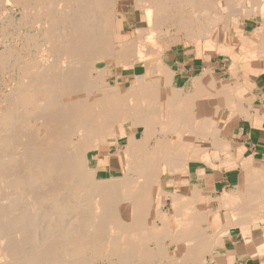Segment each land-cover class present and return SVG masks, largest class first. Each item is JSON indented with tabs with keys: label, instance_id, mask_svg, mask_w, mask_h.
I'll return each mask as SVG.
<instances>
[{
	"label": "bare ground",
	"instance_id": "1",
	"mask_svg": "<svg viewBox=\"0 0 264 264\" xmlns=\"http://www.w3.org/2000/svg\"><path fill=\"white\" fill-rule=\"evenodd\" d=\"M125 1L0 0L17 13L8 20L20 48L0 50V73L12 78L0 95V264H220L233 228L264 223L260 166L217 210L197 207L214 189L198 170L250 117L243 98L264 72V0H130L140 25L127 40ZM256 14L261 27L245 31ZM188 45L223 54L236 83L223 88L204 66L186 92L164 57ZM103 145L117 149L120 176L89 168ZM180 176L192 194L176 192ZM158 197L171 198V218ZM160 217L175 231L155 237Z\"/></svg>",
	"mask_w": 264,
	"mask_h": 264
},
{
	"label": "crops",
	"instance_id": "2",
	"mask_svg": "<svg viewBox=\"0 0 264 264\" xmlns=\"http://www.w3.org/2000/svg\"><path fill=\"white\" fill-rule=\"evenodd\" d=\"M201 70L193 71L190 77H198ZM182 72L189 71L184 67ZM194 78L185 79L190 82V89ZM216 78L220 83L224 82L222 78ZM242 87L240 86V88ZM244 96V112L250 117L247 119L245 115L241 116L239 125L236 124L232 127V136L226 138L229 141L230 150L222 151L219 158L215 160L211 155L212 164H208L211 158L207 155V163L202 164L201 169L198 170V182H206L207 185L210 184L214 187L208 196L197 200L200 212L217 210L223 204V195L229 194L241 186L244 172L254 176L256 167H264V72L255 76L253 82L247 85ZM253 124L255 125L252 126ZM188 182L187 177H178L175 180L176 192L182 195L192 194L188 192V189L192 187ZM161 213L165 214V217L170 215V213L163 212L162 209ZM165 217L155 219V221H162L161 225H158L157 222L154 223L157 232H172L171 228L173 229L174 225L169 223L170 221ZM211 231L213 232V230ZM154 232L156 231L154 230ZM223 242L225 243L226 256L221 259L224 262L219 261L220 264H264V223H245L237 226L231 230L230 235L225 236Z\"/></svg>",
	"mask_w": 264,
	"mask_h": 264
},
{
	"label": "rangeland",
	"instance_id": "3",
	"mask_svg": "<svg viewBox=\"0 0 264 264\" xmlns=\"http://www.w3.org/2000/svg\"><path fill=\"white\" fill-rule=\"evenodd\" d=\"M8 5L9 4H4V5L1 4L0 5L1 6L0 7L1 11L0 12L2 13V16L5 14L4 18L6 17L5 19H7V20H4L2 22L0 21V50H2L4 48L3 43L4 44H13L14 43L13 45H16L17 49H20V48H18L19 46L17 44H15V42L17 40L15 41V39L13 38V36H17L16 33L18 34L19 30L16 29V26H13V25L11 26L10 25L11 21L8 20L9 17H15L16 18L18 16H16L17 13H16L15 10L12 11L13 7L11 5H9V6ZM119 8H120V11H121L119 13L120 16H121L120 19L123 20V21L120 20V23H121V26L123 25V27H124V39L127 40V39L131 38L132 36H135L134 35L135 34V29H136V27H139V25H140V19H139L140 16H139L138 11L132 5L130 0H126L125 1V5H123V6L119 7ZM9 21H10V23H9ZM234 21L235 22H237V21L239 22V17L234 18ZM136 22H137V24H136ZM128 23H130V25H128ZM238 24L240 25V23H238ZM241 25H242V28L245 29V31L246 30L247 31H254V30H257L258 28L261 27L262 21L259 18L258 14L250 15L249 18L246 19V21H244ZM6 26H8V27H6ZM2 32H4V35H2L3 34ZM11 36H12V38H11ZM195 50H196V48L194 46H192V45H188L186 47L176 48L173 52L167 54L164 57V62L166 64L174 67V69L177 71V73L183 74L182 78H184V80L185 79H189V78L190 79L194 78L195 76L190 77L192 75L193 71L201 70L204 66H211V68L213 69L212 72L214 73L213 75H214L215 80L219 81L216 77H218V78L220 77V78H222V80H224V82L221 83V85L224 88L232 86L233 84L236 83L235 78L232 75H230V73H229L228 60L225 61L226 59L224 58L223 54L218 53V52H214V53L213 52L211 53V52H208V51L204 52V49L198 54V52L196 53L197 50L196 51ZM207 57L211 58L210 62H207V61L205 62V59ZM183 66L186 67L189 72H184L183 73L182 72L183 69H184ZM197 72H199V71H197ZM116 74H117L116 73V69H114L113 72H112L111 78H108L106 80L107 85L114 86L116 84V79H115V75ZM130 76L131 75H128V76H125L124 78L120 79L122 87H124L125 84H128L127 82L129 81ZM11 80H12V78H10L9 73H7V72H6V74H5V72L4 73L3 72L0 73V95L9 93L10 87L12 85ZM186 87L187 88H185V91L188 92L189 91L188 88L190 87V83ZM222 109H223V113L228 114V112H229L228 107H223ZM242 109H244V108L242 107ZM25 133L27 134L28 132L26 131ZM152 143H153V141L151 142V144ZM101 152H103V154H101ZM104 153H107V154H104ZM88 155H89V168H91V169L98 168V170H99V174H98L99 179L110 178L112 176L116 177V176H120L121 175V172H122L121 171V163H120V160H119L118 151H117V149L115 147L111 148L108 145H103V146L100 147V150L90 151ZM92 162H94L95 164L92 163ZM101 168H103L102 169L103 171L101 170ZM112 172H113V174H112ZM155 202H156V206L158 208L162 209L163 212L170 213L169 218H171L173 216L171 214V213H173V209L171 208L172 207L171 198H165L163 200L162 198L158 197V198H156ZM156 222H157L158 225L162 224V221L158 220ZM167 230H169V229H167ZM155 231L156 232H154L153 234H155L154 235L155 237H158L160 232H157L156 229H155ZM171 231L174 232V228L173 229L171 228ZM145 237H147V236L146 235L142 236V238H145ZM134 239H135V241L137 240V238H134ZM139 241L140 240L138 239L137 242L139 243ZM141 242H142V244H145L143 239H141ZM148 244H149L148 245L149 247L150 246L154 247V245H155L154 243H150V242ZM97 261H95L96 263H94V264H108L106 260H97ZM221 262H224V260H221ZM168 263H170V262L166 261L165 263L163 262L162 264H168ZM206 264H208V263H206Z\"/></svg>",
	"mask_w": 264,
	"mask_h": 264
}]
</instances>
